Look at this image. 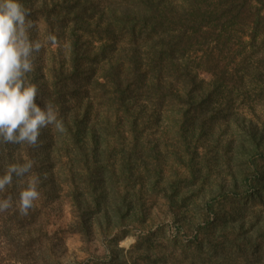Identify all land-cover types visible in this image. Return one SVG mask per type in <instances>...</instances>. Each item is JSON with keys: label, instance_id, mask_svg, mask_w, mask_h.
<instances>
[{"label": "trees", "instance_id": "1", "mask_svg": "<svg viewBox=\"0 0 264 264\" xmlns=\"http://www.w3.org/2000/svg\"><path fill=\"white\" fill-rule=\"evenodd\" d=\"M28 22L36 71L0 41L2 198L30 199L2 227L8 264H264V166L231 154L262 150L264 0H0V37ZM149 193L172 238L144 227ZM62 198L52 234L33 205ZM63 234L88 258L64 261Z\"/></svg>", "mask_w": 264, "mask_h": 264}, {"label": "rangeland", "instance_id": "2", "mask_svg": "<svg viewBox=\"0 0 264 264\" xmlns=\"http://www.w3.org/2000/svg\"><path fill=\"white\" fill-rule=\"evenodd\" d=\"M37 28H41V24L36 25ZM21 29L26 31V33H29L28 36L29 38H32L33 40L35 39V30L34 26L32 23L28 22L26 23V26L24 25H16L15 28H6L5 33L0 37V41L4 42L5 40L9 42V50L7 52V58L9 61L14 62V65H17V63L21 64L24 66V70L27 72H34L36 71L37 67V59L36 57V50L32 51H24V45H25V40L24 38L18 33ZM35 56V57H34ZM39 60V59H38ZM17 72V70H16ZM19 107H16L18 109ZM2 109H7V110H14L13 107H10V104H5V106H2ZM264 112V111H263ZM250 119V116H248ZM260 120L258 123L255 125V127L261 131L264 130V115L262 113H259ZM254 122H257L256 119H254ZM240 135V134H239ZM239 135L234 136L232 139L234 140L236 137L239 138ZM240 139V138H239ZM229 141V140H227ZM238 141V140H237ZM236 141L234 150L231 151V154L233 155H238L239 158L244 159V161H255V164L250 165L251 167L255 166H264V160L260 159V154H264V136H263V145H262V150L259 152H252L248 156H243L240 150L238 149V142ZM259 153V154H258ZM241 160L238 163L235 164H229L231 168H233V171H239V165H241ZM251 164V163H250ZM178 162L175 159H169L167 162V165L165 167V170L170 171L172 169V172H175L177 167H178ZM1 169H6L5 167L1 166V156H0V264H8L9 259H8V246L6 242V238L4 236V233H2V227H4L5 224H8L7 227H12L15 226L14 224L12 225L11 222V214L13 206H25L29 205V200L25 201V203H20L17 205L16 202L17 199L14 198V200H10L12 196H7L5 198H2V194L4 190H1V187H3L2 180H1ZM147 197V196H146ZM156 198H152V194L149 193V198L151 199H145L147 202V205L150 206L152 201L154 202V205L152 206L151 209L147 210V213L149 214V222H147L144 227H150L153 226L154 229H156L161 223L165 222L162 225H165L167 227V236L169 238H172L174 235H177V227L175 226L174 221L166 217V215L163 213L165 211V208L163 207L165 204V200L161 196H155ZM209 198V196H206ZM63 202L60 200L57 201H52L51 203H48L46 205L43 204V202H40L39 204L37 203L36 205H33V208L36 209V211L42 212L46 218H42L41 221L45 222L46 220L49 225L48 229L51 231L52 234L58 233L59 230L66 229L72 222L73 216H72V206L69 203L67 199L62 198ZM8 219V221L6 220ZM129 229H133V232L135 235H139L141 233L140 227L138 224H132ZM116 231L112 233L111 238L116 235ZM62 236V235H61ZM63 237L65 238V242L63 241V246L65 247V252L63 255L64 261H74L75 259L79 260H84L88 258V256L85 253V249L88 248V245H86L80 236H73V235H64ZM136 238L134 235L129 237L124 241L122 244L123 247L126 249H130L131 246L135 243ZM92 251L97 247H99L102 250V244H96L90 245ZM107 246V243H104V247ZM20 264V262L15 261L11 262V264Z\"/></svg>", "mask_w": 264, "mask_h": 264}]
</instances>
